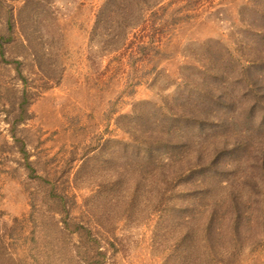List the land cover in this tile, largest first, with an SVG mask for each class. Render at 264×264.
<instances>
[{
	"label": "rangeland",
	"instance_id": "obj_1",
	"mask_svg": "<svg viewBox=\"0 0 264 264\" xmlns=\"http://www.w3.org/2000/svg\"><path fill=\"white\" fill-rule=\"evenodd\" d=\"M106 1L0 0V264H264V0Z\"/></svg>",
	"mask_w": 264,
	"mask_h": 264
},
{
	"label": "trees",
	"instance_id": "obj_2",
	"mask_svg": "<svg viewBox=\"0 0 264 264\" xmlns=\"http://www.w3.org/2000/svg\"><path fill=\"white\" fill-rule=\"evenodd\" d=\"M115 1L117 2L118 0H107L104 8L102 10V14H104V12H107V10L110 11L111 9H113L115 6ZM24 2H25V0H24ZM34 2H35V0H27L24 4V7L20 11L19 16H21L20 15L21 12H23L29 4L31 5ZM8 24L10 26L13 25L10 21ZM104 24H106V23H104ZM17 65H18V67H20L22 64H21V62H17ZM18 74H19L18 76L20 77L22 83L24 85H27L28 80H26L24 78V76L21 74V72L18 71ZM26 94L27 93L24 92V95H26ZM26 98H27V96L24 97V99H26ZM26 114H27V111H26L25 107H21V111H20L19 115L22 117L23 121L27 120ZM153 145L154 144H151L150 146L149 145L146 146L148 149L150 148V150H148L147 154H145V157L150 161L153 160V154H155V153L161 154L164 152L160 147L158 148L159 149L158 152L154 151L152 149ZM208 176L212 179L211 180L212 183H216V181H218L217 179L219 177L217 175L208 174ZM218 186H220V183ZM195 187H197L199 190V192H197V194L195 196V199H198L199 202L202 204L203 203H207V204L199 205V206L194 204L192 206L191 213H190L189 208L183 207L179 210L180 213L182 215L190 213V216H191V215H195V214H199V213L203 212V214L205 215V218H206V222L208 223V226H209L208 230H206V233L209 234L210 239H211V237H215V238H217V240L221 241L222 239H224V238L226 239L232 235H234L235 237H239L240 231H242L243 228H242L241 221L239 220V218H235V214L233 213V208H236V206L239 204L238 196H236L232 193H229L226 196L223 195L221 198H217L218 195L214 193L211 184H209L206 180H200L195 185ZM231 189L233 190V186H231ZM254 190H256V189L254 188ZM229 197H230V199H232V202L229 200ZM227 202L229 204H227ZM223 206H224V209H223ZM222 210H224V211L221 212ZM186 233L190 234V231H187ZM0 259H1V254H0Z\"/></svg>",
	"mask_w": 264,
	"mask_h": 264
}]
</instances>
